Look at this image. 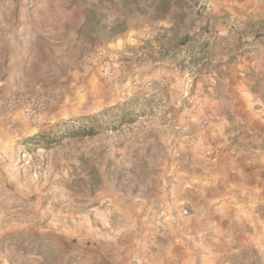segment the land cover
Segmentation results:
<instances>
[{
	"label": "rangeland",
	"instance_id": "rangeland-1",
	"mask_svg": "<svg viewBox=\"0 0 264 264\" xmlns=\"http://www.w3.org/2000/svg\"><path fill=\"white\" fill-rule=\"evenodd\" d=\"M22 1L0 0L41 19L0 65V264H85L126 231L157 239L129 264H264V0Z\"/></svg>",
	"mask_w": 264,
	"mask_h": 264
},
{
	"label": "crops",
	"instance_id": "crops-1",
	"mask_svg": "<svg viewBox=\"0 0 264 264\" xmlns=\"http://www.w3.org/2000/svg\"><path fill=\"white\" fill-rule=\"evenodd\" d=\"M22 2H26V0H23ZM32 19L34 20L32 22ZM34 24L35 28L40 27L41 25V19L38 13L30 12L25 16V12L22 10L12 11V10H4V12H0V65L5 63V61H15L16 57V50H23L22 47L24 45H30L31 47L35 44L40 43L39 33L35 34L32 33L30 29H28L27 24ZM38 26V27H37ZM37 30V29H35ZM32 44V45H31ZM4 51V53H2ZM27 56L25 57V59ZM31 60V58H30ZM4 65V64H3ZM256 129L263 127L264 128V120L260 121L257 125H255ZM263 171L262 169H260ZM264 174L261 172V175ZM261 190L264 191V180H261ZM240 185V183L238 182ZM240 187V186H235ZM234 190H242V189H234ZM196 191L205 193L206 189H196ZM208 194H212V202L217 199L219 193H226L227 191H232L231 189H207ZM263 200V201H262ZM261 200V205L259 208L262 209V212L259 210L257 211L254 209L252 211V224H254V234H251L248 238L250 243H254L257 248L264 251V198ZM246 204H240L239 211L243 213L245 212ZM232 208L229 209V211ZM226 212L227 209H225ZM234 211V210H233ZM217 209H216V215L215 218L211 221V233H214L219 236H223L226 232H233L232 226L235 225V219L239 213L236 211V213L232 214V217H222L221 214L217 216ZM238 214V215H237ZM242 219V217H240ZM139 224H142V220H138ZM243 223V220L240 221V224ZM246 223H249V221H246ZM106 225H110V221L106 222ZM137 225V223H136ZM246 225V224H245ZM125 232V234L113 235L109 237L105 244H101L98 241V244L96 246L92 245V247L88 244L87 249H82L81 252L85 256L84 262L85 264H129L130 258L134 254L142 253L145 249V243L147 242H157L155 235H149V234H141L138 232L131 234ZM143 232V230H142ZM92 236H96L94 233ZM231 236H233L231 234ZM176 243H172V251L175 249H178L179 243L178 240H176ZM137 242H140L139 245H136ZM174 245V246H173ZM176 246V248H175ZM140 250H139V249ZM161 248V247H160ZM139 250V251H136ZM142 250V251H141ZM161 251H166L165 248H162ZM170 252V253H171ZM180 251H178V254L174 256H180ZM168 254V253H167ZM164 257H166L164 255Z\"/></svg>",
	"mask_w": 264,
	"mask_h": 264
},
{
	"label": "trees",
	"instance_id": "trees-1",
	"mask_svg": "<svg viewBox=\"0 0 264 264\" xmlns=\"http://www.w3.org/2000/svg\"><path fill=\"white\" fill-rule=\"evenodd\" d=\"M129 115H131V114H129ZM99 118H100L99 116H94V117L87 118V120L89 119V120H92L93 122L98 123ZM97 132H98L97 128L94 126H89V127L88 126H82V127L78 128V130H76L74 134H76L75 137H85V136H94L97 134Z\"/></svg>",
	"mask_w": 264,
	"mask_h": 264
},
{
	"label": "built area",
	"instance_id": "built-area-1",
	"mask_svg": "<svg viewBox=\"0 0 264 264\" xmlns=\"http://www.w3.org/2000/svg\"><path fill=\"white\" fill-rule=\"evenodd\" d=\"M184 214H187V211H186V210H184ZM201 243H202V242H199L200 245H201Z\"/></svg>",
	"mask_w": 264,
	"mask_h": 264
}]
</instances>
